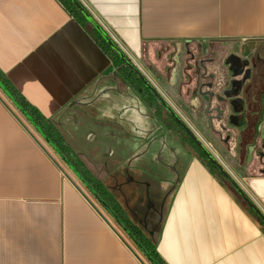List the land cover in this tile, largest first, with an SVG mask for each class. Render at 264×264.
<instances>
[{
  "label": "crops",
  "instance_id": "1",
  "mask_svg": "<svg viewBox=\"0 0 264 264\" xmlns=\"http://www.w3.org/2000/svg\"><path fill=\"white\" fill-rule=\"evenodd\" d=\"M77 1L0 0V264H150L81 180L164 264H264V225L202 157H150L168 115L117 57L205 144L264 132V0ZM259 147L236 169L214 150L264 216Z\"/></svg>",
  "mask_w": 264,
  "mask_h": 264
},
{
  "label": "rangeland",
  "instance_id": "2",
  "mask_svg": "<svg viewBox=\"0 0 264 264\" xmlns=\"http://www.w3.org/2000/svg\"><path fill=\"white\" fill-rule=\"evenodd\" d=\"M182 83H185V81ZM182 83H176L173 88L174 92H177L178 85ZM162 84L165 83H159L160 86H162ZM168 120L170 121L171 119L168 118ZM206 132L209 135V142L214 146L215 149H219L218 151H220V154L231 159V164L234 169H236L240 164H243L244 161L246 162L247 160L251 159L252 154H258L260 152L259 145L264 144V132L262 131H259V133L256 134L252 129L231 130L215 128L213 130L209 129ZM168 133L170 134V140L168 139V142H170L172 147L169 152L177 154L179 153L181 155V159H185L183 157L184 155H193L195 158L201 157L194 146L186 141L185 136L181 132L177 131L173 126L168 129ZM197 137L205 145V147L208 148L211 154L216 157L218 162H221L219 163L222 165L225 171L229 173V167L226 166L222 158L219 156L220 154L217 153L212 146L205 144L199 136ZM157 147L158 146L155 145L150 148L151 152L153 151L151 155H154L155 152L158 151ZM164 151H167V148H163V152ZM240 157L243 159L242 163L240 162ZM73 165L74 164L70 165L72 170H74Z\"/></svg>",
  "mask_w": 264,
  "mask_h": 264
},
{
  "label": "trees",
  "instance_id": "3",
  "mask_svg": "<svg viewBox=\"0 0 264 264\" xmlns=\"http://www.w3.org/2000/svg\"><path fill=\"white\" fill-rule=\"evenodd\" d=\"M66 3L74 8L73 4L70 0H65ZM112 42V41H111ZM112 47L117 49L116 45L112 42ZM118 51V59L121 58V60L126 65H131L128 60H126L122 54V52L117 49ZM132 66V65H131ZM134 69V66H133ZM133 72V71H132ZM134 73V72H133ZM141 82L140 80H138ZM142 84V82H141ZM142 87L146 90H148L143 84ZM153 97V95H151ZM165 109H168L166 106ZM188 139L194 144L195 149L201 154V157L207 164V166L211 169L212 172L217 173L222 179H224L230 186H232L229 181L224 178L218 170V166L213 164L210 159L206 157V155L203 153V149L199 148L188 136ZM66 162V160H65ZM67 163V162H66ZM81 180V179H80ZM81 182L86 186L88 191L95 197V199L102 205V207L107 211V213L117 222V224L126 232L128 237L132 240V242L137 246V248L143 253V255L147 258L148 262L150 264H164L163 261L159 258L156 249L153 245H151L142 235L139 231H137L135 228L129 227L126 224L123 223V221L118 217L117 212L115 211L113 207V203H110L107 199V196L105 194L100 193L99 191H96L95 187H92L88 182H84V180ZM236 190V189H235ZM237 193H239L236 190ZM251 210L253 211L254 215L259 219L260 223L264 225L263 219L260 216V214L256 211V209L251 207Z\"/></svg>",
  "mask_w": 264,
  "mask_h": 264
},
{
  "label": "water",
  "instance_id": "4",
  "mask_svg": "<svg viewBox=\"0 0 264 264\" xmlns=\"http://www.w3.org/2000/svg\"><path fill=\"white\" fill-rule=\"evenodd\" d=\"M71 3L73 4V6H75L77 9H81L80 4L77 0H70ZM106 38V37H105ZM107 43L112 46V42L110 40H107ZM132 65V63H130ZM127 65L129 67V69H131L134 74L139 78V80L142 82V84L148 89V91L153 95V97L156 99L157 102H159V104L162 107H166L168 105V103L164 100V98L162 97V95L156 90V88L150 84L145 77L141 74V72L134 67L133 69V65ZM169 106V105H168ZM167 106V107H168ZM168 111V113L171 115V117L174 118V120L176 121V123L183 129V131L191 138V140L199 147L203 149V153L206 155V157L208 159H210L212 161L213 164L218 166V170L219 173L226 178L229 183L232 185V187L234 189H236L239 194L241 195V197L243 198V200L250 206V207H254L252 205V203L249 201V199L247 197H245L243 195V193L238 189V187L236 186L235 182L233 181V179L231 178L230 174L228 172L225 171V169L222 167V165L218 162V160L216 159L215 156H213L211 154V152L208 150L207 147H205V145L199 140V138L197 137V135L192 131V129H190V127L187 125V123H185V121H183L181 119V117L172 109V107H168V109H166ZM255 208V207H254ZM256 209V208H255ZM256 211L260 214V216L263 219L264 222V216L262 215V213H260L257 209Z\"/></svg>",
  "mask_w": 264,
  "mask_h": 264
},
{
  "label": "flooded vegetation",
  "instance_id": "5",
  "mask_svg": "<svg viewBox=\"0 0 264 264\" xmlns=\"http://www.w3.org/2000/svg\"><path fill=\"white\" fill-rule=\"evenodd\" d=\"M147 92H148V94L149 95H152L148 90H146ZM154 98V97H153ZM155 99V98H154ZM156 100V99H155ZM158 104H159V102H158ZM160 105V104H159ZM161 106V105H160ZM162 107V106H161ZM162 109H164V112L168 115V117H166V120H164V122H163V129H165V133L163 134V135H167V143L165 142L164 143V148H167V151H164L163 152V149L161 150V149H159L160 147L158 146L157 148H158V151L157 152H155V154L154 155H151L152 153H153V151L151 152V150H150V152H149V155H150V157H153L155 160H157L158 161V163L161 165V166H165V165H168V164H170V163H168V161H166L165 162V157H166V160H167V157H169V156H181L179 153L177 154V153H171V152H169L171 149H172V147H171V145H170V142H168V139L170 140V134L168 133V129L170 128V127H174L177 131H179V132H181L184 136H185V139H186V141H188L189 143H191L193 146H194V144L188 139V135L183 131V129L176 123V121L174 120V118L173 117H171V115L168 113V111L164 108V107H162ZM168 118H170L171 120L169 121L168 120ZM172 125V126H171ZM166 133H168V134H166ZM160 134H162V133H160ZM159 134V135H160ZM172 137V136H171ZM173 138V137H172ZM151 147H153V146H151ZM150 147V148H151ZM149 148V149H150ZM195 148V147H194ZM197 151V150H196ZM198 152V151H197ZM199 153V152H198ZM199 155L201 156V154L199 153ZM181 161L180 162H178L177 163V169L179 168V167H181V166H183V159H181V157L179 158ZM152 165H155L154 163L152 164ZM159 165V166H160ZM158 166V165H157ZM155 168V167H154ZM153 168V169H154ZM142 235V234H141Z\"/></svg>",
  "mask_w": 264,
  "mask_h": 264
},
{
  "label": "bare ground",
  "instance_id": "6",
  "mask_svg": "<svg viewBox=\"0 0 264 264\" xmlns=\"http://www.w3.org/2000/svg\"><path fill=\"white\" fill-rule=\"evenodd\" d=\"M193 131V130H192ZM194 132V131H193ZM195 133V132H194ZM196 134V133H195ZM197 135V134H196ZM220 162V161H219ZM221 163V162H220ZM224 166V165H223Z\"/></svg>",
  "mask_w": 264,
  "mask_h": 264
},
{
  "label": "built area",
  "instance_id": "7",
  "mask_svg": "<svg viewBox=\"0 0 264 264\" xmlns=\"http://www.w3.org/2000/svg\"><path fill=\"white\" fill-rule=\"evenodd\" d=\"M133 65V64H132ZM134 66V65H133ZM135 67V66H134ZM136 68V67H135ZM138 69V68H137Z\"/></svg>",
  "mask_w": 264,
  "mask_h": 264
}]
</instances>
